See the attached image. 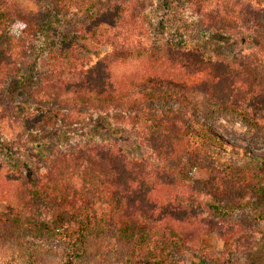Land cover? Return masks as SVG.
<instances>
[{"label":"trees","instance_id":"16d2710c","mask_svg":"<svg viewBox=\"0 0 264 264\" xmlns=\"http://www.w3.org/2000/svg\"><path fill=\"white\" fill-rule=\"evenodd\" d=\"M207 1L35 0L31 14L0 2V264H245L235 217L258 200L264 222V154L211 124L230 114L264 134V0ZM126 24L143 40L92 63ZM242 35L252 50L220 52ZM28 84L25 102L10 94ZM210 234L221 254L202 245Z\"/></svg>","mask_w":264,"mask_h":264},{"label":"rangeland","instance_id":"374dc122","mask_svg":"<svg viewBox=\"0 0 264 264\" xmlns=\"http://www.w3.org/2000/svg\"><path fill=\"white\" fill-rule=\"evenodd\" d=\"M230 1L235 0H208L207 2H205L204 9L207 12H214L216 10L222 9V6L226 2ZM247 1L255 5L253 2L254 0H240V2L242 3ZM0 2L6 3L7 6L19 7L21 10L29 14L37 12L35 0H0ZM190 21L197 24L196 26V24L191 23L192 26H195L194 29L202 30V28L198 26L197 19H190ZM59 27H61L59 29L62 35H65L67 32H69L71 25L67 24L65 28L62 26ZM141 36V30L138 27L130 24L122 26L117 25L112 29H107L106 33L103 35V40L105 39V43H102V40L101 44L103 45L98 46L97 50L95 51L92 50V54L89 60L92 63H95L98 59L105 56V54L111 52L114 48L120 47L121 45L136 44L140 40H143ZM234 39L235 41L233 44L220 49V52L223 55L231 57L236 54H242L244 52L250 51L254 48L253 41L247 35H242ZM208 56L213 57L214 55L208 53ZM30 87V84H28L27 87H23L22 97L17 94L18 92L16 88L10 90V94L14 97V99L18 100V96L23 100V102H25L24 98H26L28 93L30 92ZM10 100L12 99L9 98L7 102H9ZM23 102H21V104H23ZM192 102V104H195L196 106L204 105V101L201 103V97L198 95L194 97ZM21 110L22 107L14 113L18 114ZM200 112H204L203 108ZM211 125L213 131L219 137L223 138L229 143L245 147L255 155L261 156L264 154V134L258 129L250 128L239 118L233 117L230 114H222L214 118V121ZM98 126H102L103 128V124L101 122ZM97 131L99 132V129ZM102 134H105V132H102ZM130 141L126 140V142H124V145L127 148L128 155L130 157L138 158L146 155L144 148L140 147L137 143H131ZM23 156L27 161L30 162L27 153H23ZM189 178L192 188L195 191L203 192L206 190V183L208 180L207 172L195 170ZM257 204L258 200L253 205L252 209L244 213H238L237 217H235V220L238 221L247 230L244 235L245 240L241 242L242 251L239 256L245 261V264H264V222H262V220L257 221L256 219V216L260 212V210L256 208ZM5 210L6 204L0 203V212H3ZM220 238L221 237L218 234H210L203 239L202 245L205 247H212L216 254H221L224 248V242ZM37 243L45 247L53 244L52 241H37ZM172 256L175 260L183 261L185 263H190L195 258V255L191 251L183 249L174 250ZM17 264L24 263L17 262Z\"/></svg>","mask_w":264,"mask_h":264}]
</instances>
